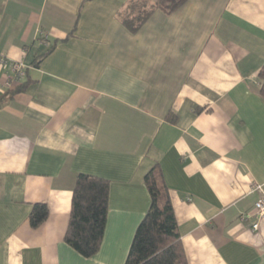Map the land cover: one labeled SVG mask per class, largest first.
<instances>
[{
	"label": "crops",
	"instance_id": "obj_1",
	"mask_svg": "<svg viewBox=\"0 0 264 264\" xmlns=\"http://www.w3.org/2000/svg\"><path fill=\"white\" fill-rule=\"evenodd\" d=\"M129 1L0 0V55L26 64L9 87L0 65V264H124L156 164L187 264H264V0H187L136 32ZM78 173L110 182L90 257L64 240Z\"/></svg>",
	"mask_w": 264,
	"mask_h": 264
},
{
	"label": "trees",
	"instance_id": "obj_2",
	"mask_svg": "<svg viewBox=\"0 0 264 264\" xmlns=\"http://www.w3.org/2000/svg\"><path fill=\"white\" fill-rule=\"evenodd\" d=\"M185 1L130 0L118 12V17L129 31L136 32L154 10L170 12ZM258 77V93L264 98V64ZM143 180L150 205L135 230L124 264H187L160 167L154 165ZM109 188L110 182L104 177L86 173H78L75 177L64 240L84 257L93 256L100 247L106 224ZM47 216L46 204H32L28 216L30 226L38 227Z\"/></svg>",
	"mask_w": 264,
	"mask_h": 264
},
{
	"label": "built area",
	"instance_id": "obj_3",
	"mask_svg": "<svg viewBox=\"0 0 264 264\" xmlns=\"http://www.w3.org/2000/svg\"><path fill=\"white\" fill-rule=\"evenodd\" d=\"M43 38H46L44 35ZM0 65L7 67L8 73L5 75L4 78V86L9 87L12 81H19L26 69V64L23 61H14L5 56L0 55ZM259 190H262L260 185L257 186ZM264 215V194L260 197V199L255 203V216L258 218ZM240 220L245 221L249 218V214L244 213L240 217ZM258 224L257 222L252 224L253 229H257Z\"/></svg>",
	"mask_w": 264,
	"mask_h": 264
},
{
	"label": "rangeland",
	"instance_id": "obj_4",
	"mask_svg": "<svg viewBox=\"0 0 264 264\" xmlns=\"http://www.w3.org/2000/svg\"><path fill=\"white\" fill-rule=\"evenodd\" d=\"M151 1H153V0H151ZM152 3V2H151Z\"/></svg>",
	"mask_w": 264,
	"mask_h": 264
}]
</instances>
